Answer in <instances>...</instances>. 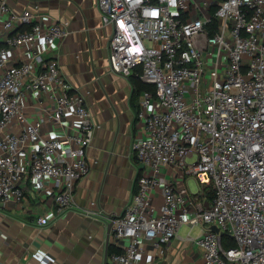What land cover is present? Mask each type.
I'll list each match as a JSON object with an SVG mask.
<instances>
[{
	"label": "built area",
	"instance_id": "1",
	"mask_svg": "<svg viewBox=\"0 0 264 264\" xmlns=\"http://www.w3.org/2000/svg\"><path fill=\"white\" fill-rule=\"evenodd\" d=\"M95 2L110 70L152 87L130 148L137 190L107 221L105 264H149L182 226L201 264H264V0ZM66 26L0 0V205L32 190L56 217L74 209L96 127L49 56Z\"/></svg>",
	"mask_w": 264,
	"mask_h": 264
},
{
	"label": "crops",
	"instance_id": "2",
	"mask_svg": "<svg viewBox=\"0 0 264 264\" xmlns=\"http://www.w3.org/2000/svg\"><path fill=\"white\" fill-rule=\"evenodd\" d=\"M7 1L31 9L39 21L67 24V37L49 56L83 96L96 127L86 150L90 171L77 183L74 209L56 217L52 201L32 190L24 206L0 205V264H105L109 246L114 247L107 221L137 190L140 165L130 148L139 130L141 92L129 77L110 70L112 27L103 25L95 0ZM38 217L48 223L37 225ZM179 232L149 264H201L199 248Z\"/></svg>",
	"mask_w": 264,
	"mask_h": 264
},
{
	"label": "rangeland",
	"instance_id": "3",
	"mask_svg": "<svg viewBox=\"0 0 264 264\" xmlns=\"http://www.w3.org/2000/svg\"><path fill=\"white\" fill-rule=\"evenodd\" d=\"M188 184H189V187H190L191 191H193V192H196L197 191V189H198V183H197V181L194 178L189 177ZM197 233H198L197 228H194L192 230V236L197 235ZM179 235L182 238H185L187 236V229L185 227H182L180 229ZM224 243H225V245H227V244L232 245L234 243V241H233L232 238L225 236L224 237Z\"/></svg>",
	"mask_w": 264,
	"mask_h": 264
},
{
	"label": "trees",
	"instance_id": "4",
	"mask_svg": "<svg viewBox=\"0 0 264 264\" xmlns=\"http://www.w3.org/2000/svg\"><path fill=\"white\" fill-rule=\"evenodd\" d=\"M129 78H130V80L132 81V83H133V86H134V89H135V92L136 93H140V92H142L143 90H145V89H152V87L151 86H149V85H145V84H143L136 76H129ZM210 197H211V194L210 193H208L207 194V198L208 199H210ZM114 250V247H111V246H109V248H108V254L110 253V252H112Z\"/></svg>",
	"mask_w": 264,
	"mask_h": 264
},
{
	"label": "water",
	"instance_id": "5",
	"mask_svg": "<svg viewBox=\"0 0 264 264\" xmlns=\"http://www.w3.org/2000/svg\"><path fill=\"white\" fill-rule=\"evenodd\" d=\"M213 229H214L215 231H217V229H216L215 227H213Z\"/></svg>",
	"mask_w": 264,
	"mask_h": 264
}]
</instances>
